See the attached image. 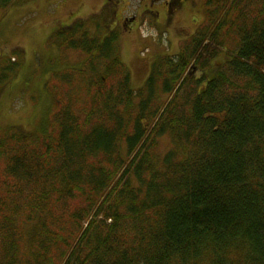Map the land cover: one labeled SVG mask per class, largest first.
Returning a JSON list of instances; mask_svg holds the SVG:
<instances>
[{"label": "trees", "instance_id": "1", "mask_svg": "<svg viewBox=\"0 0 264 264\" xmlns=\"http://www.w3.org/2000/svg\"><path fill=\"white\" fill-rule=\"evenodd\" d=\"M117 40H65L89 62L50 138L0 131V264H264V0L219 3L136 91Z\"/></svg>", "mask_w": 264, "mask_h": 264}, {"label": "rangeland", "instance_id": "2", "mask_svg": "<svg viewBox=\"0 0 264 264\" xmlns=\"http://www.w3.org/2000/svg\"><path fill=\"white\" fill-rule=\"evenodd\" d=\"M15 1L10 9L0 13V76L6 79L0 84V131L13 130L47 138L53 134L50 122L57 113L59 93L66 91L60 80L80 81L82 76L77 74L89 62L83 52L67 48L65 40L86 33L90 39L99 37L102 41L101 32L108 23L97 19L99 15L94 11L101 1ZM215 7L213 3L204 6V11H209L208 19ZM198 10L196 6L192 12L186 11L169 38L150 40L145 34H127L129 31L118 37V55L130 73L134 91L143 87L155 63H164L169 56L177 54L199 31L197 25L208 23L207 18L202 22L199 16L198 24L193 21L191 16ZM223 58H215L212 64ZM12 63L17 64L15 69ZM160 97L165 101V96ZM158 144L157 153L161 157L169 149L168 137L160 139Z\"/></svg>", "mask_w": 264, "mask_h": 264}, {"label": "flooded vegetation", "instance_id": "3", "mask_svg": "<svg viewBox=\"0 0 264 264\" xmlns=\"http://www.w3.org/2000/svg\"><path fill=\"white\" fill-rule=\"evenodd\" d=\"M101 1L96 9L97 19L106 21L107 26L101 32L102 37L117 33L118 37L125 31L138 36L145 34L153 38H169V34L179 23V19L186 11L199 10L192 14L193 21L198 24L197 17L208 19L209 11H204L205 5L237 0H88ZM206 23V22H205ZM74 24V23H73ZM204 24H198L197 28ZM69 26L68 28H70ZM196 28V29H197ZM177 29V28H176ZM95 32V31H94ZM198 31H196L197 33ZM195 33V34H196ZM191 38V37H190ZM169 41V39H168ZM169 46V45H168Z\"/></svg>", "mask_w": 264, "mask_h": 264}]
</instances>
